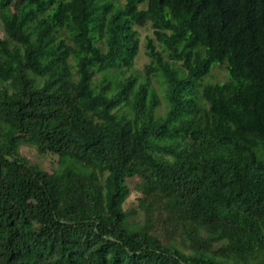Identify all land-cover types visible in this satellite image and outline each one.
I'll use <instances>...</instances> for the list:
<instances>
[{
	"label": "trees",
	"instance_id": "trees-1",
	"mask_svg": "<svg viewBox=\"0 0 264 264\" xmlns=\"http://www.w3.org/2000/svg\"><path fill=\"white\" fill-rule=\"evenodd\" d=\"M0 25V264H264V0H0ZM139 27L141 75L96 90Z\"/></svg>",
	"mask_w": 264,
	"mask_h": 264
},
{
	"label": "rangeland",
	"instance_id": "rangeland-1",
	"mask_svg": "<svg viewBox=\"0 0 264 264\" xmlns=\"http://www.w3.org/2000/svg\"><path fill=\"white\" fill-rule=\"evenodd\" d=\"M141 33V43H140V53L136 57L133 64L123 65L121 64L116 68H106L103 65L96 64L92 70L94 71L93 78V87L96 90H101L107 88L111 90L112 85L107 86V79L110 78L114 82L125 81L129 76L138 77L143 72V69L146 63L149 62L150 57L146 54L145 48V38L147 35H152L153 30L150 27H139ZM0 35L4 36L5 33L0 25ZM227 79V72L224 68L216 66L213 68L211 74L204 78V82H212L216 81H224ZM20 151L23 155L30 158L32 161H40L45 167L49 168L55 165L56 156H44L40 155L36 148L32 145H22L20 147ZM139 178H135V181L130 182V186L133 188L134 184L139 181ZM139 192L136 189L132 190L131 195L128 197L125 202V207L129 205L137 204V197L139 196Z\"/></svg>",
	"mask_w": 264,
	"mask_h": 264
}]
</instances>
